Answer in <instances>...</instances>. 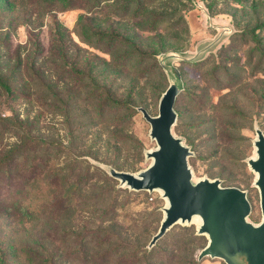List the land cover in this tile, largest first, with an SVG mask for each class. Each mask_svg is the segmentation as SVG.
Instances as JSON below:
<instances>
[{
    "label": "rangeland",
    "instance_id": "374dc122",
    "mask_svg": "<svg viewBox=\"0 0 264 264\" xmlns=\"http://www.w3.org/2000/svg\"><path fill=\"white\" fill-rule=\"evenodd\" d=\"M174 67L193 181L244 190L257 224L264 0H0V264H225L198 259L199 217L148 248L166 199L107 172L151 162L137 107L158 113Z\"/></svg>",
    "mask_w": 264,
    "mask_h": 264
},
{
    "label": "water",
    "instance_id": "95a60500",
    "mask_svg": "<svg viewBox=\"0 0 264 264\" xmlns=\"http://www.w3.org/2000/svg\"><path fill=\"white\" fill-rule=\"evenodd\" d=\"M171 82L160 97L158 113L151 115L137 107L149 123V136L156 146L145 152L149 165L136 172L107 167L108 174L132 190H160L166 199L164 214L148 248L177 222H190L199 217L197 233L207 237L198 259L217 257L225 264H264V133L255 128V157L247 163L255 173L254 185L259 192L261 220H247L251 206L246 192L235 186H221L219 179H192L188 157L192 152L172 132L176 120L174 102L181 90L179 71L172 68ZM171 76V74H170Z\"/></svg>",
    "mask_w": 264,
    "mask_h": 264
},
{
    "label": "trees",
    "instance_id": "16d2710c",
    "mask_svg": "<svg viewBox=\"0 0 264 264\" xmlns=\"http://www.w3.org/2000/svg\"><path fill=\"white\" fill-rule=\"evenodd\" d=\"M3 86L6 88V89H8V87H7V85L6 84H3ZM3 203H5L4 201H2L1 203H0V205H2ZM6 203H8V202H6ZM14 204L15 203H13V205H11V204H7L8 206L9 205H11V207H13L14 206ZM20 207H22V206H20ZM23 208H27L26 206H24ZM207 243V242H206Z\"/></svg>",
    "mask_w": 264,
    "mask_h": 264
}]
</instances>
